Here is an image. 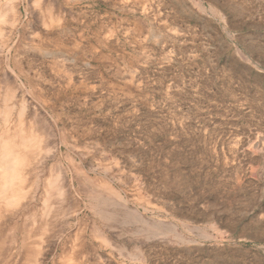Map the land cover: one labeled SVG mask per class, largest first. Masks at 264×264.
Returning <instances> with one entry per match:
<instances>
[{
    "label": "rangeland",
    "instance_id": "374dc122",
    "mask_svg": "<svg viewBox=\"0 0 264 264\" xmlns=\"http://www.w3.org/2000/svg\"><path fill=\"white\" fill-rule=\"evenodd\" d=\"M0 166V264H264V0H0Z\"/></svg>",
    "mask_w": 264,
    "mask_h": 264
},
{
    "label": "bare ground",
    "instance_id": "6f19581e",
    "mask_svg": "<svg viewBox=\"0 0 264 264\" xmlns=\"http://www.w3.org/2000/svg\"><path fill=\"white\" fill-rule=\"evenodd\" d=\"M5 146V145H4ZM3 150H5L4 148H3ZM1 152L3 153V151L1 150ZM4 160V159H3ZM7 160H8V158H7ZM9 161V160H8ZM1 162H2V160H1ZM4 164V163H3ZM7 164V163H6ZM5 166V165H4ZM1 167V166H0ZM9 174V173H8ZM7 175V174H6ZM4 177V176H3ZM4 180H5V178H4ZM8 180H6V182H7ZM3 187V186H2ZM6 188H7V186H6ZM4 190V189H3Z\"/></svg>",
    "mask_w": 264,
    "mask_h": 264
}]
</instances>
